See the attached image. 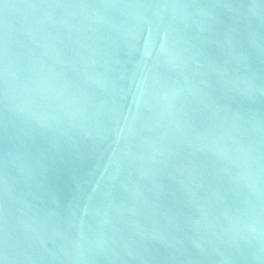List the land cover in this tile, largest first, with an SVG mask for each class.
Segmentation results:
<instances>
[{
    "label": "water",
    "instance_id": "water-1",
    "mask_svg": "<svg viewBox=\"0 0 264 264\" xmlns=\"http://www.w3.org/2000/svg\"><path fill=\"white\" fill-rule=\"evenodd\" d=\"M0 264H264V0H0Z\"/></svg>",
    "mask_w": 264,
    "mask_h": 264
}]
</instances>
